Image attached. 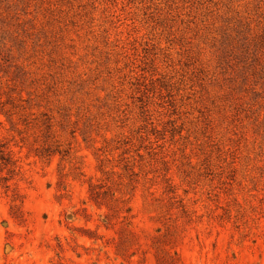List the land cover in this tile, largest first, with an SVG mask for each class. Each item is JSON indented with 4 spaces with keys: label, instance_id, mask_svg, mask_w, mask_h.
I'll list each match as a JSON object with an SVG mask.
<instances>
[{
    "label": "rangeland",
    "instance_id": "obj_1",
    "mask_svg": "<svg viewBox=\"0 0 264 264\" xmlns=\"http://www.w3.org/2000/svg\"><path fill=\"white\" fill-rule=\"evenodd\" d=\"M0 264H264V0H0Z\"/></svg>",
    "mask_w": 264,
    "mask_h": 264
}]
</instances>
